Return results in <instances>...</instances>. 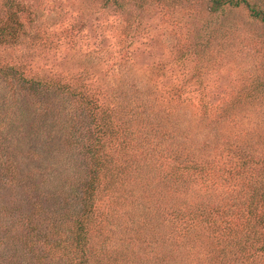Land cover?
Returning a JSON list of instances; mask_svg holds the SVG:
<instances>
[{
    "label": "rangeland",
    "instance_id": "obj_1",
    "mask_svg": "<svg viewBox=\"0 0 264 264\" xmlns=\"http://www.w3.org/2000/svg\"><path fill=\"white\" fill-rule=\"evenodd\" d=\"M253 5L264 15V0H0V71L22 76L15 95L0 74V159L16 164L0 170V264L76 261L64 237L91 111L102 149L89 264H264Z\"/></svg>",
    "mask_w": 264,
    "mask_h": 264
},
{
    "label": "trees",
    "instance_id": "obj_2",
    "mask_svg": "<svg viewBox=\"0 0 264 264\" xmlns=\"http://www.w3.org/2000/svg\"><path fill=\"white\" fill-rule=\"evenodd\" d=\"M214 7H221L223 4H225L229 0H212ZM240 1H237L236 3H239ZM251 12L254 17H257L264 21V15L254 5L251 6ZM0 74L4 75V79L9 81L12 86H10L11 91L16 95V91L20 90L19 87L16 88L14 83H21L22 76L20 73L16 74L14 72L9 71H0ZM14 88V89H13ZM76 98V97H74ZM79 98L73 100L71 106V109L74 107H77V103ZM86 108L82 107V110L86 112ZM90 112V109L88 108V111ZM86 112V113H87ZM92 116L91 121H88L87 119L82 120L80 123V128L84 129V133H86V143L84 144L86 150L88 151V158L90 159V164L88 165V177L83 182L80 180L82 186V193L80 194L81 204L80 207H78L77 213L71 216V223L74 225V228L71 229V233L73 236H65V240L68 241V243H71L74 245V248H76L77 253V259L74 261L73 264H89L87 258L89 257L87 255L88 250V244L90 242V238L88 237L90 224L93 222L95 210H96V199L97 195L100 192L101 183L98 181V175H99V168H98V158L101 155V147L100 144L102 143L101 138L99 139L100 135L98 134L101 131V123L98 121L96 116L94 115L93 111H91L88 116ZM1 132V131H0ZM83 146V147H84ZM1 151V150H0ZM12 151V150H11ZM12 155V154H11ZM6 155L5 158L0 159V170H5L6 172L12 171V169L15 167V161L13 160V156ZM4 160V162H2ZM1 173V172H0ZM65 233V231H64ZM52 243V242H51ZM57 242H54L55 245ZM45 254V252H44ZM37 255V261H41V259H44L45 256ZM70 259V258H69ZM79 259V260H78ZM71 260V259H70ZM73 260V259H72Z\"/></svg>",
    "mask_w": 264,
    "mask_h": 264
}]
</instances>
